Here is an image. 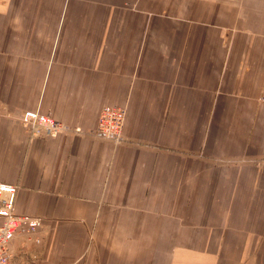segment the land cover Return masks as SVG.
<instances>
[{
    "label": "crops",
    "instance_id": "0c3cea01",
    "mask_svg": "<svg viewBox=\"0 0 264 264\" xmlns=\"http://www.w3.org/2000/svg\"><path fill=\"white\" fill-rule=\"evenodd\" d=\"M0 181L16 260L264 264V0H0Z\"/></svg>",
    "mask_w": 264,
    "mask_h": 264
},
{
    "label": "built area",
    "instance_id": "2783aa9c",
    "mask_svg": "<svg viewBox=\"0 0 264 264\" xmlns=\"http://www.w3.org/2000/svg\"><path fill=\"white\" fill-rule=\"evenodd\" d=\"M125 112L118 106L104 105L97 114L96 132L114 146L121 144ZM20 123L31 136H53L67 130L63 122L55 120L49 114L35 110H24ZM18 188L15 184L0 181V264H18L11 251V242L20 233L37 234L41 227V218L15 211V199ZM21 264H34L33 257H22Z\"/></svg>",
    "mask_w": 264,
    "mask_h": 264
},
{
    "label": "rangeland",
    "instance_id": "374dc122",
    "mask_svg": "<svg viewBox=\"0 0 264 264\" xmlns=\"http://www.w3.org/2000/svg\"><path fill=\"white\" fill-rule=\"evenodd\" d=\"M23 257H24V256H23ZM17 261H18V264H21V262H22V258H21V259H18Z\"/></svg>",
    "mask_w": 264,
    "mask_h": 264
}]
</instances>
